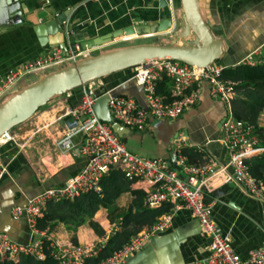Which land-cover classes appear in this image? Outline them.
Listing matches in <instances>:
<instances>
[{"label": "crops", "instance_id": "1", "mask_svg": "<svg viewBox=\"0 0 264 264\" xmlns=\"http://www.w3.org/2000/svg\"><path fill=\"white\" fill-rule=\"evenodd\" d=\"M20 1L21 7L27 10L22 20L17 16L15 23L12 18H7L11 25L0 29V80L9 69L37 58L53 46L63 48L66 44L68 47L69 42H79L83 48L90 49L93 55L94 51H105L106 48L109 51L117 43L134 39L167 43L165 36L169 35L172 43L176 38L172 35L174 29L163 33H124L110 41L106 38L125 27L152 25L167 16L168 10L160 8L159 0ZM180 8L175 7L178 16ZM201 9L215 36L224 40L223 66L241 63L264 44V0H201ZM61 14L67 15V19L58 28L54 19ZM44 23H50L49 42L45 45L40 42L35 30L36 25ZM65 31L68 36L64 34ZM263 56L258 55L257 61L262 60ZM42 75H28L21 80L19 89ZM133 76L134 68L114 72L104 78L105 87L111 89L113 95H130L145 103V92L136 84ZM81 96L80 86L53 98L54 103L47 110L43 109L40 114L17 126V130L13 129L17 135L15 140L0 147V161L8 168V172L0 177V231L8 233L17 242L29 243L39 238V235L31 231L25 216L15 219L12 208L24 206L28 197L46 188L65 184L87 162L86 157H74L56 145L65 125L72 122L69 116H64L65 112L75 106ZM226 109L224 102L211 97L209 86L203 85L198 103L185 109L179 118L154 119L145 130L130 128V132L122 138L131 151L173 160L176 155L175 139L178 134L184 133L187 137L184 148H192L204 160L212 156L223 164L229 159L222 128ZM261 120L262 117L260 124ZM133 187L146 191L147 183L135 182ZM220 188L224 192L215 194V190ZM215 190L210 197L214 202L213 214L222 231L231 236L235 251L247 257L251 250L263 247L264 198L252 197L234 184L219 185ZM132 199L130 192L122 194L117 200L115 213L124 212ZM103 210L106 220L111 223L112 217L108 216L107 210ZM121 218H116L113 223L119 222ZM49 230L61 242L72 240L75 235L82 244L93 242L99 237L87 224L79 227L77 232L68 229L63 223ZM159 236L163 240L158 246L144 251L131 264H192L194 259L207 253L211 242V237L203 232L198 220L188 209L177 211L172 226Z\"/></svg>", "mask_w": 264, "mask_h": 264}, {"label": "built area", "instance_id": "2", "mask_svg": "<svg viewBox=\"0 0 264 264\" xmlns=\"http://www.w3.org/2000/svg\"><path fill=\"white\" fill-rule=\"evenodd\" d=\"M169 4L173 10L174 0H169ZM260 54L264 55V44L242 62H263L264 56L257 61L256 57ZM89 55L90 49L83 48L79 42H69L67 49L53 46L37 58L9 69L0 80V103L10 96L11 89L26 76L43 74L47 69L60 68ZM224 67L217 62L203 67L177 60H154L140 64L134 67L133 79L144 90L145 103L130 95H113L111 89L105 87L104 77L83 84L80 101L64 114L72 122L65 125L56 145L74 157H86L87 162L65 184L46 188L28 197L24 206L12 208V216L15 219L25 216L31 231L39 238L20 243L8 233L0 231V255L14 258L22 252L44 259L45 241H49L50 253L60 264H84L86 259L98 255L109 238L119 230L122 219L111 223L95 241L84 244L72 240L58 241L48 228L39 229L37 220L50 200H73L91 191L100 193L101 179L116 167L122 169L128 178L147 183L144 199L146 207L156 208L163 204H171L172 207L150 227L132 235L123 247L99 264H123L153 237L169 229L175 213L183 209H188L198 220L203 232L211 237L207 253L194 259L192 264H264V246L242 257L235 251L231 236L222 231L213 214L214 202L210 197L219 185H238L248 195L264 198V177H255L245 164L246 158L264 153V146L260 145L255 124L235 117L232 101L237 95L238 83L223 79ZM164 76L172 82L170 100L157 92V82ZM203 85H208L211 97L224 102L227 108L222 128L229 159L223 164L212 156H207L199 163L190 162L183 153V144L187 141L184 133L178 134L175 139L176 155L173 160L131 151L114 131L112 123L100 119L95 110L97 99L110 94L109 107L115 120L129 128L145 130L154 119H177L185 109L195 106L201 98ZM16 136L13 130L3 135L0 147L15 140ZM7 172V166L0 161V177Z\"/></svg>", "mask_w": 264, "mask_h": 264}, {"label": "water", "instance_id": "3", "mask_svg": "<svg viewBox=\"0 0 264 264\" xmlns=\"http://www.w3.org/2000/svg\"><path fill=\"white\" fill-rule=\"evenodd\" d=\"M0 4V29L11 25L7 21L9 18H12L15 23H17V16L22 20L23 13L27 11L21 7L20 0H0ZM159 6L163 10H168V15L161 20L148 26L137 28L128 26L111 33L106 38L110 41L113 37L124 33L133 34L144 31L163 33L174 29L176 38L172 43H147L120 47L83 57L74 63L42 75L0 104V138L31 119L53 98L66 94L94 78L106 77L114 72L134 68L154 60H177L190 65L206 67L223 57L224 40L215 36L213 29L205 20L201 0H181L179 16L176 15L175 8L172 10L169 0H159ZM66 19L67 15L61 14L57 15L54 22L58 28H61ZM49 26L50 23L35 26L40 42L44 45L49 42L47 38ZM64 34L68 36L66 31ZM179 39H185L187 44L178 43ZM101 41H106V39H101ZM63 48L67 49V45L64 44ZM109 101L110 94L98 98L95 104L96 113L100 119L112 123L114 131L124 137L130 132V128L115 120L109 107ZM223 121L224 119L222 123ZM223 192L224 190L220 188L214 193L220 195ZM162 240L159 235L153 237L138 253L129 257L125 264H131L144 251L158 246Z\"/></svg>", "mask_w": 264, "mask_h": 264}, {"label": "trees", "instance_id": "4", "mask_svg": "<svg viewBox=\"0 0 264 264\" xmlns=\"http://www.w3.org/2000/svg\"><path fill=\"white\" fill-rule=\"evenodd\" d=\"M174 1L176 2V0ZM179 1L180 5L178 7L181 6V0ZM222 77L226 81L238 83L236 87L237 95L232 101L234 115L239 120L255 124L256 133L260 138V145L264 146V125L259 122L264 111V61L256 64L241 62L225 66ZM171 86L170 78L164 76L157 82V92L170 100ZM46 106L40 108V110L45 109ZM183 153L187 155L190 162L198 163L204 160L200 153L194 152L190 147H185ZM245 164L255 177H264V153L246 158ZM139 181L142 180L128 178L120 168H112L101 179L102 190L100 193L91 191L73 200L48 201L38 217L37 227L41 230L53 229L58 224L63 223L68 229L77 232L79 227L87 224L101 236L116 218L122 217L119 230L109 238L98 255L86 259L84 263L99 264L123 247L132 235L143 228L150 227L163 213L171 210V204H163L156 208L146 207L144 199L147 190L133 187L134 183ZM126 192L132 194V201L124 212L115 213L118 198ZM103 209L107 210L108 216L112 217L110 219L111 223L106 220ZM72 240L74 243L80 244L76 235ZM44 245L46 252L44 259L21 252L14 258L9 255H0V264H60L50 253L49 241H45Z\"/></svg>", "mask_w": 264, "mask_h": 264}, {"label": "rangeland", "instance_id": "5", "mask_svg": "<svg viewBox=\"0 0 264 264\" xmlns=\"http://www.w3.org/2000/svg\"><path fill=\"white\" fill-rule=\"evenodd\" d=\"M179 0H176V2L174 1V6L176 7V8H180V7H178V5H180L179 4ZM180 10H181V8H180ZM182 25V24H181ZM172 35H174V36H176L175 35V33H173ZM165 39L167 40V43L169 44V43H171V40H172V38L169 36V35H166L165 36ZM160 41V40H159ZM159 41H154L153 39H134V40H131V41H126V42H120V43H117V44H115V45H113V46H111L110 48H109V50H112L113 48L115 49V48H120V47H125V46H130V45H136V44H143V43H151V42H159ZM178 43H180V44H187V42H186V40L185 39H179L178 41H177ZM108 48H106V49H104L105 51L107 50ZM99 52H104L103 50H98V51H94L93 52V55L94 54H97V53H99ZM222 61H223V58H221L220 59V61L219 60H217L216 62L217 63H222ZM54 70H57L56 68H53V69H47L46 71H44L43 72V74H47V73H49V72H52V71H54ZM36 75H41V74H36ZM26 77H28V76H26ZM25 77V78H26ZM36 77H38V76H36ZM105 78V77H104ZM18 89H19V84L18 85H16L13 89H11V91H10V93H9V95L11 96L12 94H14L16 91H18ZM54 103V101L53 100H51L49 103H48V105L46 106V109H44V110H47L52 104ZM1 104V103H0ZM43 110H40L37 114H40L41 112H42ZM262 116V124L261 125H264V111H263V113L261 114ZM16 128V127H15ZM14 128V129H15ZM15 130H17V129H15ZM13 132H14V130H13Z\"/></svg>", "mask_w": 264, "mask_h": 264}, {"label": "bare ground", "instance_id": "6", "mask_svg": "<svg viewBox=\"0 0 264 264\" xmlns=\"http://www.w3.org/2000/svg\"><path fill=\"white\" fill-rule=\"evenodd\" d=\"M56 109V108H55ZM50 113V112H49ZM54 113V112H53ZM54 115V114H53ZM41 120V119H40ZM40 122V121H39ZM48 123V122H47Z\"/></svg>", "mask_w": 264, "mask_h": 264}]
</instances>
